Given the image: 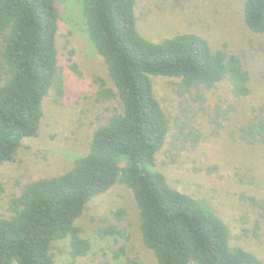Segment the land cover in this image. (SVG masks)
<instances>
[{
	"label": "trees",
	"instance_id": "trees-1",
	"mask_svg": "<svg viewBox=\"0 0 264 264\" xmlns=\"http://www.w3.org/2000/svg\"><path fill=\"white\" fill-rule=\"evenodd\" d=\"M83 1L89 39L114 85L107 88L100 80V95L119 100L123 112L95 133L90 152L69 172L37 180L11 200L12 216L0 219V264H56L53 246L64 240L73 259L89 254L91 243L76 223L119 181L133 192L143 242L158 264H264L242 248L232 249L229 228L211 205L173 189L156 169L170 124L152 77L180 79L186 90H212L228 80L233 96L244 100L251 77L243 60L225 47L213 50L196 34L161 43L144 39L138 0ZM244 17L253 33L264 34V0H246ZM60 22L56 0H0V79L7 78L0 85V167L15 161L24 140L39 135L50 91L63 92ZM241 139L264 145V125H248Z\"/></svg>",
	"mask_w": 264,
	"mask_h": 264
},
{
	"label": "rangeland",
	"instance_id": "rangeland-1",
	"mask_svg": "<svg viewBox=\"0 0 264 264\" xmlns=\"http://www.w3.org/2000/svg\"><path fill=\"white\" fill-rule=\"evenodd\" d=\"M56 1L63 92L50 91L39 135L24 140L15 161L0 167V219L12 216L11 200L28 185L69 172L88 155L95 133L123 112L119 100L100 95V80L107 88L114 85L89 39L84 1ZM245 2L138 0L136 15L138 32L148 41L161 43L179 34H196L213 50L225 47L240 57L249 70L251 94L244 100L233 96L228 80L212 90H186L180 79L152 77L170 124L156 169L173 189L211 205L229 228L232 249L242 248L264 263V145L241 139L248 125H264V34L246 26ZM70 58L79 74L71 70ZM6 79H0V85ZM76 226L91 243V251L73 259L70 241L57 242L53 246L56 264H158L143 242L133 192L121 181L95 198ZM106 229L120 234L104 236Z\"/></svg>",
	"mask_w": 264,
	"mask_h": 264
}]
</instances>
